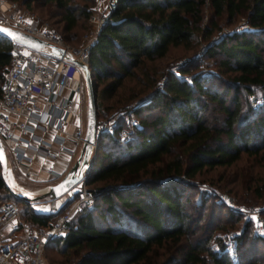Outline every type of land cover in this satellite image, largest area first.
I'll return each mask as SVG.
<instances>
[{"label":"trees","instance_id":"trees-1","mask_svg":"<svg viewBox=\"0 0 264 264\" xmlns=\"http://www.w3.org/2000/svg\"><path fill=\"white\" fill-rule=\"evenodd\" d=\"M17 1L32 11L52 8L47 14L59 16L63 31L80 19L87 22L91 14L74 0ZM238 16L245 17L249 29L226 33L205 48L208 57L222 55L218 65L233 74L231 81L191 73L187 62L176 71L156 65L169 47H190L198 32L209 41L222 18L231 23ZM10 47V39L0 34V83L10 64ZM88 67L96 119L108 110L120 121L129 110L145 116L127 142L117 138L119 121L112 132L98 135L85 182L92 201L46 247L59 248L63 264H228L226 246L211 250L210 231L187 213L184 193L203 168L228 166L242 154L256 156L264 149V0H117L96 32ZM125 79L135 82L130 91L106 105ZM253 88L261 94L257 107L246 98ZM94 183L99 185L88 187ZM0 189L15 202L24 201L7 189L1 167ZM256 191L260 194L261 188ZM100 204L104 209L98 210ZM197 204L204 207V197ZM56 214L33 210L26 222L46 226ZM243 236L236 243L242 244ZM164 252L163 259H155Z\"/></svg>","mask_w":264,"mask_h":264},{"label":"built area","instance_id":"built-area-1","mask_svg":"<svg viewBox=\"0 0 264 264\" xmlns=\"http://www.w3.org/2000/svg\"><path fill=\"white\" fill-rule=\"evenodd\" d=\"M116 2L100 0L94 7L95 13L87 19L94 32L86 33L82 45L77 47L66 41L57 28L23 8L17 0H0L1 24L53 47V52L43 51L9 38L10 64L0 83V141L7 158V175L13 166L22 168L26 176L35 177L28 167L36 161L50 162L44 167L48 188L63 176L51 163L62 153H72L67 142L82 146L85 122L76 106L81 99L80 78H84V71L73 60L88 64V53L94 44L96 31L106 21L108 12L115 8ZM246 27H249L247 23ZM74 75H77V83L71 89L69 82ZM68 123L73 126L71 132L67 130ZM137 125L138 122L132 123V126ZM114 126V123L96 120L97 134L112 132ZM117 138L124 143L132 137L130 131L121 126L117 130ZM95 153L96 143L92 145V161ZM87 168L82 169L76 187L64 193L63 202L67 204L62 211L58 212L62 203L50 198L47 212L57 214L46 226L30 230L19 220L17 202H0V264H42L47 243L64 235L72 213L92 201L93 196L87 191L85 183ZM232 209L253 218L258 228L264 230V208L250 207L246 212Z\"/></svg>","mask_w":264,"mask_h":264},{"label":"rangeland","instance_id":"rangeland-1","mask_svg":"<svg viewBox=\"0 0 264 264\" xmlns=\"http://www.w3.org/2000/svg\"><path fill=\"white\" fill-rule=\"evenodd\" d=\"M99 2L100 0H92V2L89 0H74V3L77 5L89 7L91 14L95 13L94 7L98 5ZM48 8L47 6H38L35 7L33 11H29L36 13L41 19L48 21L50 24L52 23L51 25L57 28L69 43L79 47L84 41V35L94 32V28L88 21L85 22L81 19L76 27L68 31H63V23L59 20V16L48 15ZM49 9L51 10L52 8ZM208 15L206 9L203 15V23L207 21ZM243 29H249V27H246L245 17L238 16L231 23H227L225 18H222L219 21V28L213 31L209 41L203 40L198 32L197 38L193 40L190 47L187 48L182 45L171 46L166 56L155 63L159 67H164L165 70L176 71L175 68L177 66L187 62L191 73H202L206 75L215 74L218 75L219 81H231L233 74L225 71L224 68L218 65V61L222 58V55L217 54L213 57H208L205 54V48L207 44L221 39L226 33ZM76 76L77 75H74L72 78L73 80L70 84L71 89L76 85ZM80 80L82 90L81 99L80 102H77V104H79L76 107L81 111L85 122L86 86L84 81H82L84 80L82 76ZM160 82L159 80L158 85H160ZM133 83H135L134 80L125 79L122 87L118 89L117 94L105 101V103H107L106 105L127 94L130 91L128 88L130 89ZM99 87H101V85ZM253 90L254 92L248 94L246 98L248 103L257 107L261 103V94L257 88H253ZM243 94L244 93H241L242 99L244 97ZM243 102H245V100ZM107 113L106 117H99L96 120L114 124L119 121L121 126H125L130 131L132 138L135 136V130L140 124V118L145 116L143 113L138 115L131 114V110H129L120 121L118 120L117 113L113 114L114 110H108ZM134 121L138 122L136 127L132 126V123H135ZM86 170H88V168ZM10 171L12 175L10 177L14 178L15 185H13L11 181L13 178L11 179L9 177V180L14 188L23 193V190H27L32 195L30 196L34 197L26 202H17L20 209L19 217L26 222L28 221L26 220L27 213L30 211H47L50 197L42 195V193L47 189L46 186L48 182L43 180L42 177L37 179H32V176L27 177L23 173L22 168L11 166ZM188 183L189 186L184 193L185 197H187V201H185L186 210L189 215L195 217L194 223H196L197 226L204 228L207 232L210 231L211 237L208 242L210 249L219 252L220 243L224 244L226 246V254L230 258L228 264H249L251 262H254V264H264V240L258 237V235H264V230L258 228L253 218L247 217V215L232 209H243L246 212L250 207L264 208V149L256 156L242 154L236 162L228 166L203 168L199 173L195 174ZM97 185H99V183L91 184L88 187L92 188ZM257 187L261 188L260 194L256 191ZM0 195V201L16 200L6 189H0ZM202 197H204L205 204L204 207L200 208L197 202ZM63 199L64 194L57 198V202L63 203ZM98 206V210L104 209L102 204ZM79 210L80 209H76L72 213L71 220ZM229 212L236 214V216H232ZM262 213L264 214V211H262ZM52 219L54 220V218ZM246 225L247 228H245ZM243 230L245 231L244 236ZM197 234L199 235L201 233L197 232ZM238 235L244 237L242 244L236 243ZM48 248H51L49 251L53 254V257L61 259L58 253L59 248L54 246ZM46 250L47 248H45L44 254ZM162 251L163 249L157 250L158 253ZM164 253L163 255H156L155 259L160 261L168 254L166 252Z\"/></svg>","mask_w":264,"mask_h":264},{"label":"water","instance_id":"water-1","mask_svg":"<svg viewBox=\"0 0 264 264\" xmlns=\"http://www.w3.org/2000/svg\"><path fill=\"white\" fill-rule=\"evenodd\" d=\"M0 34L17 39L32 48L53 52V47L43 41L28 35L18 29L12 28L8 25L0 23ZM73 62L82 67L84 71V82L86 86V116H85V130L83 143L80 148V152L70 167V169L55 183L49 185V187L43 191L42 195H48L50 198L57 199L62 194L71 189L77 182L80 181L82 176V169L85 167H90L92 165L91 152L92 145L97 142L98 135L96 132V114H95V97L93 90V81L91 78V73L88 64L82 63L78 60H73ZM91 160V161H90ZM0 167L1 176L5 183V186L10 191V193L19 200L28 201L34 197H29L22 192L13 188L10 184L7 176V158L5 151L3 149L2 143L0 141ZM79 173V175H78Z\"/></svg>","mask_w":264,"mask_h":264},{"label":"crops","instance_id":"crops-1","mask_svg":"<svg viewBox=\"0 0 264 264\" xmlns=\"http://www.w3.org/2000/svg\"><path fill=\"white\" fill-rule=\"evenodd\" d=\"M72 80L73 79H71L70 82H69V88H70V84H71V81ZM76 83H77V81H76ZM72 129H73L72 124L71 123H68L67 124V130L69 132H71ZM67 146H68L69 149L72 150V153L71 154L62 153V154H60L59 158L54 163H51L53 165L54 169L57 170V171H59L63 175L70 169V167L72 166V164L76 160V158H77V156H78V154L80 152V148H81L79 145H75V144H73L70 141L67 142ZM47 164H50V162H44V161H41L40 162V161H36L32 165H30V167H28V170H29V172L31 174H33L35 176L32 179H35V178L37 179V178H41L42 177L43 180L48 181L47 176H46V172L44 170V167ZM10 176H12L11 175V171L8 170V177H10ZM11 181H12V184H13V182H15L14 181V178ZM61 203L62 202H60L59 204H61ZM38 212H41V211H38ZM19 220L22 221V222H24L20 217H19ZM24 223L27 225V227L30 230L35 229V228H38V226H34L32 224H29L28 222H24ZM16 232L17 231H13V233H16ZM49 250H51V248L50 249L47 248L46 253L44 254V258H43L42 264H63L62 262H60L59 259H56L55 257H53V254L50 253Z\"/></svg>","mask_w":264,"mask_h":264},{"label":"bare ground","instance_id":"bare-ground-1","mask_svg":"<svg viewBox=\"0 0 264 264\" xmlns=\"http://www.w3.org/2000/svg\"><path fill=\"white\" fill-rule=\"evenodd\" d=\"M8 176V175H7ZM8 180H9V177H8ZM9 182H10V180H9ZM11 184V183H10ZM12 185V184H11ZM13 185H15V182H13ZM12 185V186H13ZM13 188H14V186H13ZM15 189V188H14ZM17 190V189H16ZM19 191V190H18ZM24 191V193L23 194H25L26 196H30L31 194H30V192H28L27 190H23ZM21 192V191H20ZM32 196V195H31Z\"/></svg>","mask_w":264,"mask_h":264},{"label":"snow or ice","instance_id":"snow-or-ice-1","mask_svg":"<svg viewBox=\"0 0 264 264\" xmlns=\"http://www.w3.org/2000/svg\"><path fill=\"white\" fill-rule=\"evenodd\" d=\"M28 23H31V21H28ZM78 175H79V173H78Z\"/></svg>","mask_w":264,"mask_h":264}]
</instances>
